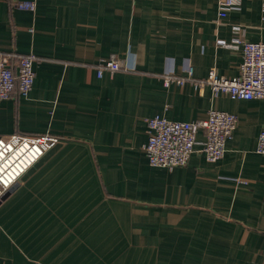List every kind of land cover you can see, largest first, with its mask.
I'll list each match as a JSON object with an SVG mask.
<instances>
[{"label":"crops","instance_id":"obj_1","mask_svg":"<svg viewBox=\"0 0 264 264\" xmlns=\"http://www.w3.org/2000/svg\"><path fill=\"white\" fill-rule=\"evenodd\" d=\"M17 2H34L35 11ZM0 0V53L35 54L27 97L0 103V138L56 135L0 201V264H264V99L165 86L240 74L264 42V0ZM116 55L128 70L98 76ZM238 116L217 162L198 133L186 166H151L147 119Z\"/></svg>","mask_w":264,"mask_h":264},{"label":"built area","instance_id":"obj_2","mask_svg":"<svg viewBox=\"0 0 264 264\" xmlns=\"http://www.w3.org/2000/svg\"><path fill=\"white\" fill-rule=\"evenodd\" d=\"M18 9L35 11L34 2H17ZM220 22L230 11L240 10L241 0H219ZM243 46L240 74L234 78L220 76L215 69L205 80H195L193 69L188 68L186 78L166 74L164 83L184 86L191 82L197 89L209 86L215 97L227 96L232 100L264 99V42H250L235 38ZM35 54L0 53V103L15 94L27 97L33 89L36 72ZM128 70L124 60L112 55L98 67V76L108 71L114 75ZM149 139L145 152L151 166L167 169L186 166L197 144L200 131L204 133L202 149L208 162H217L226 152V143L238 125V116L224 111L212 110L205 120L196 122L171 121L163 117L147 120ZM63 142L56 135L28 136L13 134L0 138V199L13 188L20 178L36 164L46 152ZM257 152L264 156V130L258 139Z\"/></svg>","mask_w":264,"mask_h":264},{"label":"water","instance_id":"obj_3","mask_svg":"<svg viewBox=\"0 0 264 264\" xmlns=\"http://www.w3.org/2000/svg\"><path fill=\"white\" fill-rule=\"evenodd\" d=\"M6 193L4 194V196L0 199V201L5 197Z\"/></svg>","mask_w":264,"mask_h":264}]
</instances>
